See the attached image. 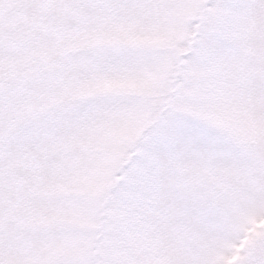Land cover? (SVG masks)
Masks as SVG:
<instances>
[{"label":"snow or ice","instance_id":"snow-or-ice-1","mask_svg":"<svg viewBox=\"0 0 264 264\" xmlns=\"http://www.w3.org/2000/svg\"><path fill=\"white\" fill-rule=\"evenodd\" d=\"M0 264H264V0H0Z\"/></svg>","mask_w":264,"mask_h":264}]
</instances>
